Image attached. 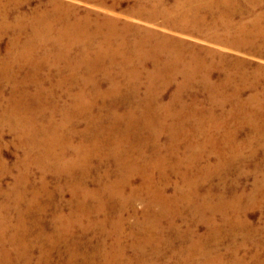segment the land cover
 Here are the masks:
<instances>
[{
    "label": "bare ground",
    "instance_id": "6f19581e",
    "mask_svg": "<svg viewBox=\"0 0 264 264\" xmlns=\"http://www.w3.org/2000/svg\"><path fill=\"white\" fill-rule=\"evenodd\" d=\"M242 1L138 0L132 12L162 18L163 28L200 31L220 47L262 51L264 12L254 7L264 0ZM21 6L22 0H0V37L8 36L0 55V87L11 88L10 100L0 107V126L6 125L22 147L18 165L25 172L53 171L64 179L59 190L68 191L70 212L50 220L49 234L43 218H31L27 231L40 229L29 246L14 231L5 237L0 229V264H30L35 245L37 264H48L51 252L61 247L64 264H159L168 256L173 258L168 264H264V241L246 239L264 228L252 229L244 218L249 208H264V171L247 193L230 188V199L224 197L225 186L212 183L213 176L225 177L243 147L251 155L255 141L264 147L263 68L252 74L232 71L238 66L226 67L217 47L199 48L111 17L92 21L70 2L48 0L27 14ZM250 13L256 14L251 29L245 20H233ZM171 83L175 87L163 103ZM189 89L200 95L183 99ZM106 99L111 105L121 99L122 109L107 107ZM91 110L95 115L89 116ZM231 123V131L218 132ZM100 124L102 137L90 141ZM248 125L252 134L237 143L238 128ZM212 153L215 165L209 161ZM258 169L255 164L251 171ZM137 202L140 211L134 210ZM127 210L133 212L132 223L123 214ZM199 224L206 227L203 234ZM90 230L99 233L95 242L85 238ZM240 230L244 240L222 249L225 235Z\"/></svg>",
    "mask_w": 264,
    "mask_h": 264
},
{
    "label": "rangeland",
    "instance_id": "374dc122",
    "mask_svg": "<svg viewBox=\"0 0 264 264\" xmlns=\"http://www.w3.org/2000/svg\"><path fill=\"white\" fill-rule=\"evenodd\" d=\"M47 1L48 0H22V6L19 8V10L27 14L28 12L34 10L36 6L45 5ZM59 1L70 2L74 8V11L78 15H88L89 19H91L92 21L98 18L97 21L103 23L104 20L103 17H111L118 20L120 24L129 23L130 25L137 28L147 27L160 34H166L177 40H183L188 44H191L199 48L217 47L216 48L217 53L223 54L227 60L225 61L226 67H230L229 64H232L231 66H236V67L238 66V68L236 69L235 67H232V71L252 74V72L255 71L258 66L262 67L264 71V50L257 51V49H255V51H253L247 47H234L232 49L227 47H220L212 42V39L210 38L211 36L205 38L202 35V33H200V31L198 32L196 30H193L190 33L188 32L189 33L188 34L185 32H179L180 30L174 31L169 28H163L161 26L163 24V21L162 18L160 17L148 18L147 14H142L140 18L137 15H133L134 13L132 11L136 9L138 5V0H59ZM239 1H240V5H242L244 2L242 0ZM171 2H173V0H167V3H171ZM260 6H256L254 7V9L256 10V12L262 13V11L264 12V3L261 4ZM213 11L217 13L219 10L217 8H214ZM15 14L16 13L14 12V10L11 9L10 18H12L13 15ZM255 15L256 14L254 13H250L249 15L241 14V16L237 14L233 20L235 22L239 20L240 21L245 20L246 25L248 26L249 29H251L252 28L251 21L255 17ZM261 20H260V25H261L260 27L261 30L262 29L264 30V18H262ZM7 40H8L7 35H3L0 37L1 56L5 54L4 51L6 50L5 46L7 44ZM259 73H260L261 82L264 86V72H259ZM55 78L56 77L53 76V80H55ZM104 85L105 84H103L102 86ZM174 87H175L174 83L169 84L167 90L163 94L164 95L162 98L163 103L168 102ZM26 89H28L30 92L33 91V88L30 87H27ZM0 90H2V94L0 96V107H1V105H3L6 100L8 99L10 100L11 88L9 84H3V86L0 87ZM248 94L249 93L246 91L243 97H246ZM193 95H196L197 97L200 94L195 89L192 90L189 89V93L183 96L184 97L183 99L190 100L191 99L190 96ZM12 97L17 98V95ZM262 98L264 103V94ZM31 101H32L31 98H29L28 102L30 103ZM59 101L61 103L60 99ZM114 101L117 103V105H114V103L113 105H111V100L108 99L104 100L105 102L104 104H106L107 107L122 109L120 102L121 99L120 100L114 99ZM119 111H122L123 113L121 114H124V109ZM92 113L93 115H95V111L91 110L89 112V116H93ZM54 117H55L54 120L58 122L60 117L57 116V114ZM79 118L81 120V123L83 124L85 117L84 118L79 117ZM39 124L42 125L43 121H41V123ZM82 124L78 126V129L82 128ZM100 126L101 127L94 126L95 127L94 129L96 130H93L92 132L93 133H95L96 131L99 132L94 135H90V138H88L90 141L93 139V138L91 139V136L95 137L99 135L100 137H102L103 135L101 133L102 129L98 130V128H103V126L101 124ZM233 128L235 127L233 123H231L229 126L226 125L225 128L221 130L218 129V132L224 133L226 131H231ZM250 134H252V129L249 125L244 126L242 128H238V133L236 135V142L240 143L241 141L245 140L248 136H250ZM161 139L162 141H164V136L161 137ZM78 140L79 139L76 138L74 143H76ZM258 140L262 142L260 139ZM261 144L262 143H258L256 141L252 144V147H254V151H252L253 155H251L250 148L243 147L239 152L240 160L237 159V161H235V163H233L230 166V168L227 170L225 177L222 178L221 175L215 177L213 176L212 183L214 185L219 187L222 186L226 187V193H224V197L226 199H230L231 195L234 196L231 189L236 190L238 193L241 190L247 193L251 189L254 178L262 177L264 171L263 170L264 147L261 146ZM212 149L213 148L209 149L208 152L211 153ZM223 149L226 148L223 147ZM226 152H227L226 155L228 154L232 155V151L226 150ZM216 153H218V151H216ZM211 156L213 158L212 157L209 158V161L211 162L212 165H215L217 162V158H216L217 155L215 156L212 153ZM22 157H23V149L21 146L18 145L14 133L10 131V129L6 125L0 126V163H1L0 164V229L4 232L5 237L8 236L11 231H14L15 233H17L16 234L17 236H20L22 239L25 240L22 243H25L26 245L28 244L29 246L32 245L31 242L35 241V235L40 229L33 227L34 231H27L28 228L26 226H31V218L34 219L36 215L38 218L39 217L43 218L44 225L46 226L44 228V231L47 234L51 233L52 225L50 220L56 217L58 213L68 214L70 212V207L68 205L70 195L67 190L64 191L59 190V184L61 185L64 182V179L62 177L55 176V173L53 171L52 173L51 172L45 173L42 171L40 172L37 169L33 168L32 170L29 169L27 172H25V169H22L20 164L18 165V161L20 160V158L22 159ZM255 164L258 165L259 171L257 170L252 173L251 169ZM173 180L176 181L177 178H174ZM209 181L204 182L203 184L207 185ZM89 186L93 187L91 180L89 181ZM216 192H217L216 190L213 191V193ZM32 196H34V198ZM48 201L52 202L53 204L54 202L59 204V206H61L62 209L56 210L53 204L50 203V206L48 205L49 204ZM141 208H142L141 202H137L136 204H134L135 211L136 210L140 211ZM38 209H44V211L41 212L38 211ZM132 213L133 212L131 210H127L126 212H123L124 216L126 217V219H128L129 223H132L134 221L132 218L128 217ZM116 215H117V211L115 217ZM244 218L246 219V221H248L251 224V226H249L250 228L252 229L258 227L264 228V208L257 206H255L254 208H249L247 213H245ZM77 224L78 222L73 225L74 227L73 229L75 231L78 230L76 227ZM177 224L179 225L180 230H184V225L181 224L180 221H177ZM5 225L9 227L7 230L4 229ZM197 230L200 234H203L206 231V227L204 224H199ZM240 232L241 233L235 235L226 234L225 235L226 238L221 240L222 249H228L230 247H233L241 243L242 240H244L242 239V234L244 233V231L240 230ZM98 234L99 233L97 231L90 230L85 234V238L91 239V241L95 242L99 236ZM246 239L250 242L256 240L264 241V233L261 232L258 234L256 232L254 233L251 232ZM175 244L177 246L178 245L181 246L179 240H175ZM147 249L150 250L149 247H147ZM64 254H65L64 247L59 248L58 251H52L48 264H61V263L64 264L65 263ZM129 254L132 253L129 252ZM38 256H39V245H35L34 248L32 249L33 261L30 264H37ZM248 256L249 254L247 255L246 258H248ZM79 257H77V259H79ZM172 261L173 258H170L168 256V257H164L163 260L159 262V264H168L171 263Z\"/></svg>",
    "mask_w": 264,
    "mask_h": 264
}]
</instances>
